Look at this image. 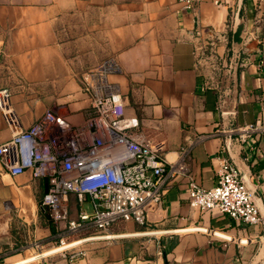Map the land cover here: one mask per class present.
<instances>
[{"label":"crops","instance_id":"obj_1","mask_svg":"<svg viewBox=\"0 0 264 264\" xmlns=\"http://www.w3.org/2000/svg\"><path fill=\"white\" fill-rule=\"evenodd\" d=\"M198 35L211 43L201 65ZM109 58L121 67L111 79L126 115L187 173L168 172L147 221H117L108 237L89 222L71 234L68 220L42 207L46 179L31 168L13 175L0 162V264H264V131L242 135L264 114V0H202L193 11L177 0H0V89L9 88L23 129L49 109L83 122L91 100L82 76ZM12 136L0 109V144ZM225 159L241 170L261 223L191 206L188 174L211 188ZM83 209L91 211L89 198L71 193L69 219ZM77 250L86 254L72 260Z\"/></svg>","mask_w":264,"mask_h":264},{"label":"built area","instance_id":"obj_2","mask_svg":"<svg viewBox=\"0 0 264 264\" xmlns=\"http://www.w3.org/2000/svg\"><path fill=\"white\" fill-rule=\"evenodd\" d=\"M177 1L181 10L193 11L202 0ZM197 37L194 55L201 65L208 58L211 43ZM120 71L119 62L109 58L83 74L82 87L91 104L81 123H73L66 115L49 109L28 129H23L11 106L9 88L0 89V109L13 131L12 138L0 144V162L13 175L31 168L35 176L47 179L42 207L54 221L68 220L71 234L88 222L108 237H114L109 228L117 221L144 224L148 208L160 202L164 194L166 174L187 173L185 166L166 160L141 131L137 117L126 115L120 88L111 79ZM207 87L205 84L204 88ZM259 130L264 131V114L255 123L244 126L242 135ZM188 177L191 206L218 211L247 224L263 221L241 170L231 161L223 160L211 188L200 186L189 174ZM71 193L80 203L88 198L92 203L91 211L81 210L79 220L69 219ZM213 235L234 240L232 235L219 230H214ZM239 242L245 244L248 240ZM85 254V250L75 251L71 259Z\"/></svg>","mask_w":264,"mask_h":264},{"label":"water","instance_id":"obj_3","mask_svg":"<svg viewBox=\"0 0 264 264\" xmlns=\"http://www.w3.org/2000/svg\"><path fill=\"white\" fill-rule=\"evenodd\" d=\"M245 37V22L243 19H241L234 27L233 34H232V45H233V60H234V66L237 68L240 64L241 59V53L240 50L243 46ZM47 181V179H46Z\"/></svg>","mask_w":264,"mask_h":264},{"label":"rangeland","instance_id":"obj_4","mask_svg":"<svg viewBox=\"0 0 264 264\" xmlns=\"http://www.w3.org/2000/svg\"><path fill=\"white\" fill-rule=\"evenodd\" d=\"M67 244H69V243H67ZM78 251V250H77ZM75 252V251H74Z\"/></svg>","mask_w":264,"mask_h":264}]
</instances>
